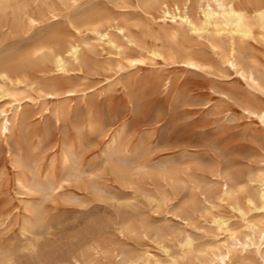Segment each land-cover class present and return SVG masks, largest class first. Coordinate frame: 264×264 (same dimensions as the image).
Listing matches in <instances>:
<instances>
[{"label": "rangeland", "instance_id": "rangeland-1", "mask_svg": "<svg viewBox=\"0 0 264 264\" xmlns=\"http://www.w3.org/2000/svg\"><path fill=\"white\" fill-rule=\"evenodd\" d=\"M93 1L128 39L77 36L84 64L56 79L47 60L16 62L56 30L72 37L65 16L29 29L12 20L27 0H0L17 7L0 12V118L10 93L20 103L0 130V264H264V211L245 205L264 177V121L246 110H264V36L239 50L253 87L204 36L180 29L178 52L143 12L158 16L153 0ZM19 71L25 86L8 84Z\"/></svg>", "mask_w": 264, "mask_h": 264}, {"label": "bare ground", "instance_id": "bare-ground-1", "mask_svg": "<svg viewBox=\"0 0 264 264\" xmlns=\"http://www.w3.org/2000/svg\"><path fill=\"white\" fill-rule=\"evenodd\" d=\"M17 1L18 0H16V2ZM1 4L0 12L4 11V8L10 6L4 3L7 6L3 7ZM152 4L156 6L155 10L158 16L155 17L152 13H148L145 10H143V12L158 24L159 28L165 33L168 41L172 42L178 52H186L179 39V30L183 29L189 34H194L197 37L204 36L208 41L210 49L215 53H217V51L226 50L225 58L220 54L218 55L235 70H242L239 50L243 45L248 43L249 40L255 39L257 33L264 36V0H256L245 6L240 5L236 0H199L195 6L192 5V0H153ZM28 6L37 11V18L31 15V12L27 9ZM192 10L195 13V17H192ZM17 12L14 14L15 16L12 20L16 24L28 26L29 29H33L37 26H40V28L46 27L55 21L58 22L61 15L65 16V26L66 28L72 29V37L66 36L62 32L56 30L46 37L32 41L26 48H23L20 55H17L18 60L16 66L18 69L29 62L47 60L51 65L52 72L56 79L67 73L69 66L82 68L84 64L83 47L76 41L77 36L95 35L103 43L116 50L118 46L112 40V34H120L122 37L128 39L126 29L118 22L110 23L103 9L93 0H27L22 7L18 8ZM18 32L20 31L18 30ZM29 34L32 35V33ZM175 53L176 51H174L173 54ZM114 55H118V59L120 58L118 51H115ZM182 58L183 64L192 67L197 66L190 55H184ZM6 64L9 66L10 62ZM1 69L4 71V68ZM21 72L19 71L14 76H10L8 73H4L3 75L6 80H9L8 84L12 83L17 86H25L27 77ZM243 74L245 75L244 79L246 83L253 87L259 85L255 75L256 73L251 70L248 72L242 70L241 75L243 76ZM19 89L18 87L15 90L18 91ZM1 92L2 90L0 93ZM71 92L72 90H69L64 92V94L69 95L68 93ZM10 95L12 97L11 100L16 102V106H12V109H14H11L13 111V116L9 118V115L5 112L3 117L0 118V130L3 133L9 132L10 125L18 120L19 99L13 93H10ZM44 95L54 97L56 94L48 93ZM246 110L264 121V110H260L258 113L249 109ZM2 111H0L1 114ZM61 153L63 160L68 161V154L65 151H61ZM256 181V191L254 194L248 195L245 198V205L248 208L264 209V177L262 176ZM230 193L231 192L226 191V195ZM233 208L241 214H244L242 207L238 203H235ZM213 222L221 226L225 223V220L221 217L214 216ZM262 238H264V235ZM262 243L263 242L256 247V250L261 252L262 249L264 253Z\"/></svg>", "mask_w": 264, "mask_h": 264}, {"label": "snow or ice", "instance_id": "snow-or-ice-1", "mask_svg": "<svg viewBox=\"0 0 264 264\" xmlns=\"http://www.w3.org/2000/svg\"><path fill=\"white\" fill-rule=\"evenodd\" d=\"M262 211H264V209H262Z\"/></svg>", "mask_w": 264, "mask_h": 264}]
</instances>
